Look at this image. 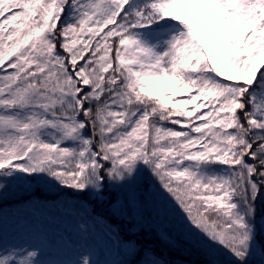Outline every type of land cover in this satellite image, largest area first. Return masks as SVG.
<instances>
[{"label":"snow or ice","instance_id":"obj_1","mask_svg":"<svg viewBox=\"0 0 264 264\" xmlns=\"http://www.w3.org/2000/svg\"><path fill=\"white\" fill-rule=\"evenodd\" d=\"M0 264H264V0H0Z\"/></svg>","mask_w":264,"mask_h":264},{"label":"rangeland","instance_id":"obj_2","mask_svg":"<svg viewBox=\"0 0 264 264\" xmlns=\"http://www.w3.org/2000/svg\"><path fill=\"white\" fill-rule=\"evenodd\" d=\"M188 256H183V255H177L175 258L176 259H184V260H188L189 258H187ZM195 257V256H194Z\"/></svg>","mask_w":264,"mask_h":264},{"label":"trees","instance_id":"obj_3","mask_svg":"<svg viewBox=\"0 0 264 264\" xmlns=\"http://www.w3.org/2000/svg\"><path fill=\"white\" fill-rule=\"evenodd\" d=\"M187 258H189L190 260H195L196 259V257H194V256H188Z\"/></svg>","mask_w":264,"mask_h":264}]
</instances>
